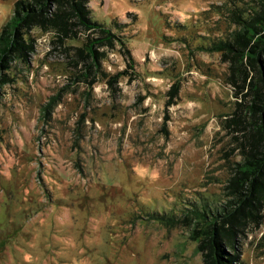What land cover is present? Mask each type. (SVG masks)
Here are the masks:
<instances>
[{"label": "rangeland", "instance_id": "374dc122", "mask_svg": "<svg viewBox=\"0 0 264 264\" xmlns=\"http://www.w3.org/2000/svg\"><path fill=\"white\" fill-rule=\"evenodd\" d=\"M18 1L0 0V35ZM86 10L25 28L0 64V264H211L192 210L218 217L217 264H264V189L239 206L229 183L255 121L264 140L246 110L264 52L244 71L234 42L264 0Z\"/></svg>", "mask_w": 264, "mask_h": 264}, {"label": "trees", "instance_id": "16d2710c", "mask_svg": "<svg viewBox=\"0 0 264 264\" xmlns=\"http://www.w3.org/2000/svg\"><path fill=\"white\" fill-rule=\"evenodd\" d=\"M88 3L89 0L18 1L15 4L14 16L0 35V64L5 67L9 57L14 52L21 50L22 33L25 28L39 23L37 25L45 28L55 26L59 30H63L73 15L77 13L81 17L84 16ZM53 6L56 7L54 13L51 11ZM93 25L100 26L98 24ZM241 28L234 35V42L238 47L235 63L245 71L247 69L244 63L245 60L250 63L256 62L264 52V13L256 14L252 22L244 24ZM108 32V35H112L111 30H108ZM215 46L218 51L232 49V45L229 43L223 44L220 42L219 45L215 44ZM258 86L257 83L253 84L255 97H253L252 103L246 107V110L252 115L253 120L259 118L264 120V102L259 99ZM254 123L250 126V135L258 150L256 153L246 156L242 163L235 165V175L229 181L231 188L235 189L236 194L234 197L239 206H244L257 199V196L264 189V184H262L264 181L263 123L261 125H257V121ZM191 218L195 222L193 237L202 246L209 245L211 248L210 263L217 264L215 257H219V255L223 257L217 242V235L221 232L217 221L218 217L207 214L205 211L192 210ZM160 219L165 220V217H160ZM229 264L232 263L229 262Z\"/></svg>", "mask_w": 264, "mask_h": 264}]
</instances>
